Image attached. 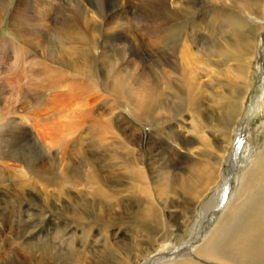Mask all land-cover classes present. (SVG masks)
Segmentation results:
<instances>
[{
    "label": "bare ground",
    "instance_id": "1",
    "mask_svg": "<svg viewBox=\"0 0 264 264\" xmlns=\"http://www.w3.org/2000/svg\"><path fill=\"white\" fill-rule=\"evenodd\" d=\"M133 1L135 3H130V0H0V28L10 8L7 21L8 37H5L4 41L0 38V127H5L6 133L20 142H31L33 138L29 140L28 129L25 128L31 119L28 118L30 108L32 111L33 108H39L47 112L49 121L54 115L64 113V121L47 123L43 129L40 125L35 127L38 137L35 143L39 141L48 155L37 164L26 163L21 174L24 178L35 179L36 182L32 184L39 187L37 199L40 202V216L44 221L54 222L58 226L64 221L82 225L80 235L76 230H71L60 236L62 249L66 252L72 248L73 240L80 243L83 238H88L85 248L79 245V250L75 252L76 258L73 257V251V256L69 253L63 254L71 260V264H86L83 258L87 252L93 255L92 258L88 255L93 264L98 263L94 259L103 258V255L100 258L99 251L102 247L98 249V241L101 242V239L98 240V235L92 232L93 228L103 227H116V230L101 234L104 238L109 235V238L114 240L111 244L117 250L109 249L111 252L118 254L123 247L127 250L122 258L117 257L119 264H172L187 255L190 251L174 257L163 249L156 253L157 250L153 249L155 247H152L150 242L158 239L165 241L170 230L177 225L184 228L189 219L190 225L195 227L199 217V211L196 214V205L203 200L200 198L203 189L205 188L213 198L218 194L222 182L219 180V170L228 157L233 135L236 129L243 130V127H248V122H243L248 119L243 116L242 104L245 93L251 87V69L255 61L257 37L263 31L262 27L234 22L233 16L220 15L221 11L219 15L211 10L202 15V4L203 8H223L232 0H220L219 4L215 0ZM241 5L244 11L254 14L255 7L260 11L264 6V0H242ZM50 6L54 12L50 10ZM55 12L58 14H55L56 17ZM132 26L134 30L130 29ZM136 31L140 33V40L120 43L122 34L131 40ZM15 40L19 41L21 46L27 45L33 57H39L41 60L38 63L43 65L40 67L33 63L34 67L29 70V78L32 77L30 86L35 84L36 87L44 89L43 91L57 86L49 94L42 93L40 99H33V103L26 99L19 100L17 95L15 100L10 96L5 97L10 90L2 78L5 75L4 70H7V57L11 54L17 59L22 54L21 46L15 43ZM95 52L100 53V56L96 57ZM237 59L239 62L240 59L244 60V64L239 63V66H236ZM92 63H96L100 77L99 82L96 80L97 83L88 76ZM234 70H237L236 75H233ZM50 72L53 75H50ZM69 75L86 77L93 82V86L73 87L63 79ZM203 77H209L208 81L203 82ZM88 79L84 81L88 82ZM32 90L36 91L37 88H31L30 91ZM76 90L77 92H74ZM109 96L112 98L110 97L111 101L107 104ZM95 103L100 105L96 113L98 119L91 116ZM121 104L127 105L126 110L128 109L141 124L151 128L150 134L161 132L172 145L167 143L166 150L162 149L160 140L153 139L149 134L144 148L147 155L144 165V157L140 152L142 132L138 128V133L134 132L135 137L131 138V133L126 136V139L131 138L129 141H136L137 153H133L131 157L130 152H127L122 172L117 176L109 175L105 178L98 174L97 165V169L92 167L86 173L83 171L88 165V159L84 156L80 163L79 159L77 161V165H84L80 169L68 167L70 162L69 165L62 164L64 157L66 159L69 154L68 150L62 147H68L71 143L69 141L59 144L60 157L57 150L52 153V145H58L56 142L62 138L63 133L67 135L66 132L74 133L84 127L88 131L96 128L98 124L103 127L107 114L111 115L114 121L118 119L117 124L126 121L119 111ZM184 117L191 119L193 123L190 124L193 127L190 126L185 132ZM211 130H214V134ZM89 134L91 135L90 132ZM219 134L223 138H220ZM160 149L162 151L156 157L170 152L173 155L170 161L177 159V171L167 172L166 163L159 159L161 164L157 166L161 167H157V170L154 168L157 160L148 164L150 155L156 154ZM11 154L12 152L3 150L1 155L9 157ZM204 156H208V159L202 164L200 159ZM84 160L87 161L85 164ZM0 169L4 172L1 166ZM145 170L149 171L153 191L157 195L155 197L147 193L149 185ZM163 171L170 183L166 193H161L157 186ZM201 173H204L202 179ZM56 179L70 181L73 188L65 191L57 186L52 188L51 182ZM110 180H113L112 184L109 182L108 185ZM115 182L126 186L122 189L114 188L112 185ZM224 208L225 212L209 235L208 242L201 247L191 246L190 250L193 249V253L196 252L200 257L224 264H264V145L250 168L242 175L237 196ZM258 220L256 228L247 227L251 223L253 226V222ZM122 225L138 229L145 238L140 242L144 244V248L137 251L135 258H131L134 247L125 245L128 239L118 240L117 228ZM46 231L48 232L47 229ZM235 239L246 240L242 245L243 253H239L242 254V260L236 258L238 254L233 258L231 253H219L220 248H215L219 241L223 245L224 242ZM107 241L108 239H105V242ZM136 245L139 248V243ZM56 247L58 248L57 245ZM40 248L42 252L46 249L44 246ZM224 248L226 251V247ZM55 252L49 254L50 261L58 260V251ZM45 254H42V257ZM142 257L144 259L140 261ZM183 259V262L177 264H197L186 260L187 258ZM27 260L29 264H46L39 263V260L38 263L35 262L31 256H28ZM17 261L18 259L16 263Z\"/></svg>",
    "mask_w": 264,
    "mask_h": 264
},
{
    "label": "rangeland",
    "instance_id": "2",
    "mask_svg": "<svg viewBox=\"0 0 264 264\" xmlns=\"http://www.w3.org/2000/svg\"><path fill=\"white\" fill-rule=\"evenodd\" d=\"M42 1H45V0H42ZM215 1L219 4L220 0H215ZM241 2H242V0H234V1L232 0L230 4L225 5L223 8H221V7H216V8L215 7L214 8H205L204 7L203 8L204 4H202L201 11L203 10L202 15H203V13H206L210 10L214 14L219 15V13L221 11L220 15H223V16L226 15L227 17L233 16L234 22H239L240 24L241 23H247V24L252 25L254 27H262V29H263L261 34H259V36L257 37V47H256L257 49L255 50L256 51L255 52V61L253 62L252 69H251V75H252L251 87H250V89L247 90V93H245L244 101L242 104L244 106L243 116L248 119V121H243V122H244V124L246 122H248V127H243V130H242V128L236 129V131L233 135L234 138L232 141V147L230 148V151H229L227 158L225 156L226 155V152H225L223 159L226 158V160L224 161V164L221 167V169L219 170V174H218L219 180L222 181L218 194L213 198V196L211 197V195H208V191L205 190V188L203 189L202 197H200V198L203 199L204 201L201 200L200 203L196 205V207H197L196 214H198V211H199V214H198L199 217H198L197 223L195 224V227L193 228V226L190 225L191 219H189L184 228L182 226L177 225L176 228L170 230L169 237L165 241L158 239V240H155V242L154 241L150 242V245L152 247H155L153 249L157 250L156 253L160 252V250L162 251V249H163L164 251H168L171 254V256H173V257L178 256L182 252L188 253L190 251L183 258H187L186 260L193 261L197 264H224L222 262H218V261L216 262L214 260H212V261L208 260L205 257H200L197 255L196 252L193 253L194 250L193 249L190 250V248L197 247V246L201 247L202 245H205L208 242L209 235L213 231L218 220L222 217V214H224V212H225V211H223V210H225L224 207L226 206L227 203H229L231 200H234V198L237 196V191L241 187L242 175L244 174L245 171H247L250 168L253 160H255V158L257 157L258 153L260 152L262 146L264 145L263 144L264 143V109H263L264 108V103H263V101H264V6L260 10V11H262L261 13H260V11H257V8L255 7V10H256L255 13L250 14V13L243 10L244 7H241L242 6ZM130 3H135V2L133 0H130ZM50 10L53 12L55 11L51 6H50ZM9 11H10V8L7 10V14L5 16L4 22L0 28V36H1L0 38L2 41L6 40L5 37H8L7 28H8L9 22H7V21H9L8 20V16L10 13ZM133 11L135 12L136 9ZM55 14H56V16L58 15L57 12H55L54 17H56ZM6 18H7V20H6ZM132 27L130 29L134 30V27L133 28ZM122 36L123 37L120 41L121 44L129 43L132 40H140L139 38H141L140 33L137 31H136V33L132 34L131 40H128L124 34H122ZM15 43L19 44V46L22 45L17 40H15ZM4 47L6 49H8L7 45H5ZM24 47L27 51L24 49ZM21 49H22L21 57L14 59L11 54H10V56L7 57L8 63L6 62V65H5V67L7 66L6 67L7 70H4L5 75H3L2 78H3L4 83L6 82V84L9 85L10 90L8 91V94L5 97L10 96L11 99L15 100L16 98L14 99V97L17 95L16 96L17 99L18 98H19V100L26 99V101L28 100L30 103L31 102L33 103V101H32L33 99H35V98L40 99V96L42 95V93L43 94H49L57 86L46 88V90H45L46 92L43 91L44 89H40L39 87H36L37 85H35V84L30 86L32 77L29 78L30 77L29 70L34 67L33 63H37L38 66L40 65V67H41L42 64L38 63L41 59L39 57H37V58L33 57V53L30 51V48L27 45L21 46ZM95 55H97L96 57H99L100 53L97 54L95 52ZM36 59H39V60H36ZM239 63H241L243 65L244 60L240 59V62H239V60L237 59L235 62V65L239 66ZM11 64H12V66H11ZM14 64H15V66H14ZM95 64L94 63L91 64V69L88 71L89 72L88 76L90 77L91 80H93V81L95 80L94 83H97V81L99 82L100 77H99L98 72L96 70ZM0 65H1V59H0ZM30 65H31V67H30ZM12 67H13V69H12ZM0 68H2V67L0 66ZM92 70L95 72H92ZM10 73H11V76H10ZM92 73H95L96 75H94ZM236 74H237V70H234L233 75H236ZM50 75H53V73L50 72ZM92 75H94V76L92 77ZM74 77L76 79H74ZM78 77H81V76L69 75V76L63 77V79L65 81H67V83H71L73 87H79V86L88 87L89 85L93 86V82L90 81L88 78L82 76L81 77L82 79H81ZM87 79H88V82H85V81H87ZM208 79H209V77H203L202 78L203 82H207ZM91 82H92V84H91ZM58 83H60L59 80H58ZM31 88L32 89L37 88L38 92H36L37 90L36 91L35 90L30 91ZM39 90H41V91H39ZM74 92H77V90ZM38 93H39V95H37ZM110 97L111 96H109V98L107 99V104H109L111 101L112 97L111 98ZM99 106H100L99 103H97V104L95 103V104H93V107H92L93 110H92L91 116L92 117L94 116V118H97V119H98V117H97L96 113L98 111ZM61 108L64 109V107H61ZM72 108H74V107H72ZM75 108H76V106H75ZM126 108H127V105H125V104L119 105V111L126 118V121L124 120V121L120 122V124L118 123L120 125V128L117 127L118 126V124H117L118 119L114 121V118L111 115L107 114V116H105V118H104L106 120V124H104L103 127L98 124L100 127L97 125L96 128H92L91 130H88L91 133V135L86 130V127L82 128L81 130H79L77 132L70 133L71 135L68 132H66L67 135L65 133H63L62 138L60 140H57V142H56V144H58V145H56V146L54 144H53L54 146L52 145V148H53V149H51L52 153L55 152V150H57L56 152H58V157H60V153L58 151V148H60L59 144L62 145V142L69 141L71 143H69L67 145L68 147H64V146L62 147L66 151L68 150L67 153L69 152V154L66 156V159L64 157L62 164L69 165V162H70V166H68V167L71 168L72 166H74L76 169H80L84 165L79 166L77 164H79L81 162L82 157L84 156V157H87V159H88V165L83 168V171H85V173L93 167L94 169L98 168L97 169L98 174L102 178L108 177L109 175L117 176V174L122 172V166H123L124 160L126 159L125 154L127 152H130V156L133 157V153L134 154L137 153L136 141L135 140L129 141V140L132 137H135L134 132L138 133V128H140V132H142V134L140 135L141 140H142V147H141V140H140V147L142 148V151L140 150V152L142 153V157H144L143 163L145 165L146 160H147V155L145 154L146 152H145L144 148L147 144V140L149 137L148 135L150 134L151 128L147 125L141 124L140 121L131 112H128V109L126 110ZM230 112L232 113V111H230ZM46 113L47 112L42 111V109H39V108L38 109L33 108V111H32V108H30V111L28 113V118H31V119H30V122L26 123L25 128L28 129L29 140H31L33 138L31 140V142L30 141H21L20 142L19 139H17V138L15 139L12 136H10L9 133H6L7 129L5 127H0V166L2 168V171H4V172H1V169H0V178L2 177L0 179L2 182V183L0 182V264H15L17 259H18V261L16 264H18V263L24 264V262H25V264H29V263H27L28 262V260H27L28 256H31L33 259H35V262H37V263L39 260V263L45 262L46 264H56V263L57 264H71V260L66 258L64 255H67L69 253V255H71V256L74 255L73 257L76 258L77 255L75 252H76V250H79V245L82 246L83 248H85L87 246L86 243H88V241H87L88 238H83L80 241V243L77 242L76 240L75 241L73 240L71 242L72 248L68 249L69 250L68 252H66L65 250L62 249L63 247L61 244V237L60 236L66 232H70L71 230L72 231L76 230L77 234L80 235V232L82 231V228H80V227L82 225L64 221L61 225L58 226V224H56L54 222L44 221L40 216V202H38V199H37L39 187L37 185L32 184V182H34L35 179L24 178L21 174V171H24V167H25L26 163L37 164L38 162H40V160H42L44 158L45 155H48L47 151H45V150L43 151V147L41 146L39 141L37 143H35L36 138H38L37 133H36L37 130L35 131V127H38L40 125L39 127H41L43 129V127H45V125H47V123L64 121V119L62 118L64 113H61V114L59 113V114L54 115L51 121H49V118H47V117H49V115H48V113L47 114ZM183 121L185 122L184 123L185 126H183V130H184L183 132H185L187 130V128L190 129L191 128L190 126L193 127V125H190V124H193V123H191V119L184 117ZM123 124H124V126H122ZM122 128H123V130H122ZM37 129H39V128H37ZM119 129H121V130H119ZM178 129H176V130L180 131V128H178ZM246 130H248V131H246ZM63 132H65V131H63ZM130 133H131V138L126 139V136H129ZM160 133L161 132H159V133L154 132L153 134H155V135H152V133H151L150 136L152 138L154 137L153 139L158 138L161 142L160 148L166 150V147H165L166 144L167 143L171 144V142L169 139L166 140L164 138L165 136L160 134ZM211 133L214 134V130H211ZM8 134H9V136H7ZM219 137L223 138V136H220V134H219ZM209 140L211 141V139H209ZM125 145H126V147H125ZM156 147H158V143L156 144ZM9 149H11V150H9ZM3 150H5V151L8 150V151L12 152V154H13V155L11 154L12 157L11 156L3 157L1 155ZM161 151L162 150L160 149V150H158V152H156V154L154 153V154L150 155V157H149L150 160H149L148 164L157 160L158 162L154 166V168L156 170H157V167H161V166H157V164L160 165L162 162V163H166L165 170L167 172H172L173 170H174V172L177 171L178 167L175 165L177 159L175 158L176 160L174 162L170 161L173 158V155H171L170 152H164L162 154L163 157L162 156L156 157V155L161 153ZM78 159H79V161H78ZM207 159H208V156H204V158L200 159V161L202 162V164H204L207 161ZM163 160H165V161H163ZM178 160H180V159H178ZM86 162L87 161L84 160V164ZM95 165H97V168L95 167ZM224 165H226V167ZM163 173H164L163 176H165V177L163 178V176H162V179H161L160 183L157 184V186H158V189L161 190V193H163V192L166 193L167 190H169L168 185L170 183L168 182V180L166 178V174L164 171H163ZM144 174L146 177V181L149 185L147 187V193H149L152 197L157 196L156 193L153 191V185H152L151 177L149 175V171L145 170ZM203 174L204 173L200 174V179H202ZM112 181L111 180L108 181L107 184L109 185V182H110V184H112ZM51 183H52V188L57 186V188H59L60 190L63 189L64 191H65V189L68 190V189L73 188L72 183L70 181L64 180V179H56L55 181L53 180ZM112 186L114 188L116 187L117 189H122L126 185H124V184L119 185L118 182H115L114 185H112ZM22 187H23V189H22ZM86 223H88V221H86ZM40 224H41V226H40ZM51 224H53V225H51ZM251 224H249V226H247V227L248 228H256L257 224H259V220L255 223L253 222V224H254L253 226ZM52 226H54V228ZM49 227H51V228H49ZM46 229L48 230V232L46 231ZM93 230H94V231H92L93 234L98 235V237H97L98 240L101 239V242L98 241V249H100V246L102 247L99 250V251H101L100 252L101 253L100 258L103 255L102 259H94V258L93 259L96 262H98L97 264H103V263L104 264H119L120 260H118L117 257H119V259L122 258L125 254V251L127 252V250L124 249V247H123V248H121V249H123L121 251L122 253L119 252L118 254H115V253L111 252L110 250L113 248H114L113 250H115V251L117 250V248H115V246H112V244H113L112 242L114 240L110 239L109 235H107V237H105V238L101 236L102 233L104 235V233L106 234L107 231L110 232L112 230H116V227H103L100 229L93 228ZM117 230H118L117 233L119 236L118 240L128 239V241L126 242L125 245H128L129 247H134L135 251L131 253V255L132 256L134 255V257L131 256V258H135V256L138 254L137 251L142 250L144 248V244L140 243L141 240L145 239L143 237V235L141 234V231H139L136 228H132V226H127V225H122L119 228H117ZM35 231H36V233L37 232L38 233L36 234ZM49 231H51V233ZM47 236L49 239L47 238ZM19 239H21V240L18 241ZM105 239L106 240L108 239V241L105 242ZM245 241L246 240H244V239L228 240V241L224 242L223 245L219 241V242H217L218 246H216L215 248L217 250L219 248L221 249V250L219 249V251H220L219 253H223V254H225L224 252L231 253L230 256H232L233 258H235V256L238 254V256H236V258L238 257L240 260H242V254L240 255L239 253L240 252L243 253L242 245L244 244ZM73 242L76 246L73 244ZM20 243H22L23 245L24 244H26V245L23 246ZM137 243H139V245H140L139 248H137V245H136ZM220 243H221V245L219 247ZM37 244H40V245H37ZM237 244H238V246H237ZM56 245L58 246V248L60 247V249H58L56 247ZM108 245H109V247H108ZM42 246H44L46 248V249L44 248L45 249L44 252L40 251V249H41L40 247H42ZM48 247L51 249L52 248L58 249V250L56 249V252L58 251L57 257H59L58 260L61 259V260H59V263H58V260H55L53 262V261H50L48 259V258H50L49 254L51 255L52 253L55 252L54 249L49 250ZM224 247H226V251H225ZM27 249H29L28 251L29 252L31 251V253H29L28 251H26L24 253V251ZM73 249H75V251ZM61 250H62V253H61ZM222 250H224V251L222 252ZM37 251H38V253H36ZM72 251L74 252V254ZM175 251L177 253H174ZM104 252H106V253H104ZM41 253L42 254L46 253V254L43 255V257H42ZM13 254L15 255V258H14ZM62 255L66 259L63 258ZM88 255L90 258H92V256H93L90 252H87L86 257L83 258V262H85L86 264H93L91 262L92 260L88 257ZM146 255H148V254H146ZM146 255H144V256H146ZM17 256H18V258H17ZM183 258H181L182 260L177 259V260L173 261L172 264H175V263L177 264V263H180L181 261L183 262L184 261ZM143 259H144V257H142L140 259V261H142ZM44 260H46V261H44ZM87 260L90 262L88 263ZM103 260L105 262H103ZM106 261H108V262H106ZM137 264H144V263L138 262Z\"/></svg>",
    "mask_w": 264,
    "mask_h": 264
}]
</instances>
